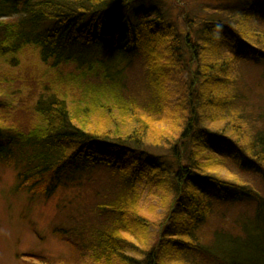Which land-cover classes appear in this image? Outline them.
<instances>
[{
	"label": "trees",
	"instance_id": "obj_1",
	"mask_svg": "<svg viewBox=\"0 0 264 264\" xmlns=\"http://www.w3.org/2000/svg\"><path fill=\"white\" fill-rule=\"evenodd\" d=\"M158 5L0 0V165L33 194L80 187L91 198L73 225L54 227L73 256L45 264H264V197L221 173L235 163L264 178V126L227 116L242 97L231 93L236 63H264V46L213 20L197 40L186 8L184 33ZM243 5L264 18V0ZM106 45L126 62L110 64ZM28 49L35 69L20 67ZM246 203L254 219L237 236L226 213Z\"/></svg>",
	"mask_w": 264,
	"mask_h": 264
},
{
	"label": "rangeland",
	"instance_id": "obj_2",
	"mask_svg": "<svg viewBox=\"0 0 264 264\" xmlns=\"http://www.w3.org/2000/svg\"><path fill=\"white\" fill-rule=\"evenodd\" d=\"M143 1L145 6H152V0ZM154 1L158 2L160 12L168 11L171 14L174 22L184 28V33L188 29H185V23L180 20V16L186 8L188 15L193 19L189 34L197 40L202 33L204 20H213L214 23L232 22L233 27L243 33L245 38L253 42L260 40V44L264 46V18H248L244 12L242 13L243 3L250 0H181L180 4L175 3V0ZM182 49L183 59L189 61L195 48L184 39ZM228 49L225 47V55H228L226 52ZM98 52L112 65H123L128 54L122 49L111 48L108 45L103 46ZM35 62L34 53L28 49L22 56L20 67L35 69ZM235 72L236 81L231 93H241L242 97L238 103L227 108V116L239 114L241 120L248 121L258 129L264 126V63L239 60ZM20 87L23 94H28L33 88L28 80L27 83H20ZM120 124L122 128L119 126L118 128L124 131L125 125L122 122ZM220 124H223L222 121L218 123ZM154 149L157 152H165L164 147ZM221 170L224 177L246 183L264 197V178L261 174L243 171L235 163H226V167ZM85 196V189L80 187L61 188L50 199H47L43 192L33 194L28 188L19 187L15 170L0 165V264H45L42 259L50 261L53 257L71 258L74 240L69 235L58 236L54 232V227L73 225L79 218L77 215L83 213L84 205L91 202V198ZM253 207V204L248 203L237 204L232 210H228L225 218L229 224L228 230L239 232L237 236L241 235L240 223L242 225L243 221L252 223L250 219H254ZM207 236L212 237L213 232ZM201 241L206 246L212 244L204 236ZM128 253L139 259L142 256L133 250ZM202 263L209 264L207 261Z\"/></svg>",
	"mask_w": 264,
	"mask_h": 264
}]
</instances>
